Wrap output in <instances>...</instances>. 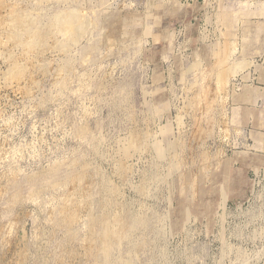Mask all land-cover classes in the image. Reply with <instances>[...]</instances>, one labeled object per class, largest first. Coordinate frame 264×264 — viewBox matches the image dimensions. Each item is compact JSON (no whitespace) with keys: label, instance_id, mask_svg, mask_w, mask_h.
<instances>
[{"label":"rangeland","instance_id":"374dc122","mask_svg":"<svg viewBox=\"0 0 264 264\" xmlns=\"http://www.w3.org/2000/svg\"><path fill=\"white\" fill-rule=\"evenodd\" d=\"M0 264H264V0H0Z\"/></svg>","mask_w":264,"mask_h":264},{"label":"bare ground","instance_id":"6f19581e","mask_svg":"<svg viewBox=\"0 0 264 264\" xmlns=\"http://www.w3.org/2000/svg\"><path fill=\"white\" fill-rule=\"evenodd\" d=\"M81 19H83V18H81ZM62 24L67 28V29H69V31L71 30V32H72V38H77V37H79V35H80V33H81V31H82V28H83V24H82V22L80 21V18L77 16V15H75L74 13H69V14H67V15H65L62 19ZM16 21H17V26H20V25H24V22H23V20L22 19H16ZM61 24V25H62ZM62 27V26H61ZM85 31V30H84ZM33 36H31L28 40H26L25 42L27 43V44H30L31 42H34V38H32ZM17 70V69H16ZM17 71H19V70H17ZM12 72V71H11ZM19 73V72H18ZM21 73V72H20ZM12 74V73H11ZM228 78V77H227ZM225 81V80H224ZM223 82V81H222ZM226 82V81H225ZM225 87H226V85H225ZM224 87V88H225Z\"/></svg>","mask_w":264,"mask_h":264}]
</instances>
